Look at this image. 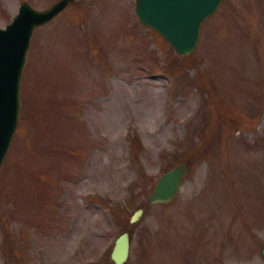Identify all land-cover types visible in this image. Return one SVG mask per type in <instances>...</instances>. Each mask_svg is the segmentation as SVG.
Wrapping results in <instances>:
<instances>
[{
    "label": "rangeland",
    "instance_id": "374dc122",
    "mask_svg": "<svg viewBox=\"0 0 264 264\" xmlns=\"http://www.w3.org/2000/svg\"><path fill=\"white\" fill-rule=\"evenodd\" d=\"M20 1L0 0L1 26ZM182 159L179 191L149 203ZM122 230L123 264H264V0H221L188 54L135 0H71L35 27L0 165V264H116Z\"/></svg>",
    "mask_w": 264,
    "mask_h": 264
},
{
    "label": "water",
    "instance_id": "95a60500",
    "mask_svg": "<svg viewBox=\"0 0 264 264\" xmlns=\"http://www.w3.org/2000/svg\"><path fill=\"white\" fill-rule=\"evenodd\" d=\"M71 0H56L36 8L21 0L17 12L0 25V165L18 123L21 77L30 40L36 26L53 18ZM221 0H135V13L142 24L153 27L180 54L193 51L201 34L203 20ZM189 166L186 159L165 169L154 183L147 201H170L182 186ZM144 211L137 207L129 221L136 222ZM264 256V245L261 246ZM130 253V235L122 230L115 237L110 257L123 264Z\"/></svg>",
    "mask_w": 264,
    "mask_h": 264
}]
</instances>
